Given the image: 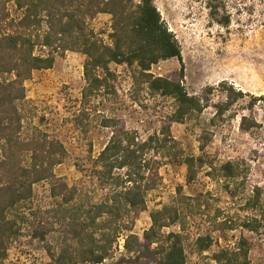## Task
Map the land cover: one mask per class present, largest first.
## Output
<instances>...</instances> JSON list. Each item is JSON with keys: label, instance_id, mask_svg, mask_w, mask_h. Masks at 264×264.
Here are the masks:
<instances>
[{"label": "rangeland", "instance_id": "1", "mask_svg": "<svg viewBox=\"0 0 264 264\" xmlns=\"http://www.w3.org/2000/svg\"><path fill=\"white\" fill-rule=\"evenodd\" d=\"M153 1L180 47L181 61H160L147 73L179 80L189 96L200 100L201 112L171 122L173 98L150 92L135 65L110 64L109 87L82 100L86 57L56 52L52 68L34 71L24 82L21 135L28 137L38 129L64 146L66 157L53 169L54 185L61 181L74 195L62 203V196H51L52 180L34 184L31 201L22 210L21 234L8 246L2 264H47L61 249L77 264H94L81 263V239L74 234L78 226L73 215L79 207L92 210L112 193L110 182L95 171L101 169L97 157L117 130L134 135L138 143L152 136L167 141L164 148L144 156L151 166L145 172L146 182L152 187L146 191L145 209L104 214L96 231L88 232L97 246L106 248L99 264H156V245L142 237L151 225L150 213L163 207L185 216L184 229L175 224L161 230L164 235L182 233L185 264H216L213 256L223 249L234 250L240 239L248 242L249 264H264V100L259 98L264 95V0ZM7 8L12 19L21 16L13 4ZM225 18L227 26L222 24ZM87 23L103 44H111L110 15H96ZM48 51L37 46L34 53L46 56ZM96 73L105 76L101 70ZM231 91L241 95L223 116L213 118ZM104 121L110 127L103 126ZM191 156H200L205 163L189 182L184 159ZM229 161L239 166L237 180L219 174V167ZM114 173L122 176L124 170ZM255 188L259 203L245 205L256 199ZM252 219L260 221L258 232L242 227ZM130 234L141 243L131 253L124 247ZM205 235L211 244L198 251L195 240Z\"/></svg>", "mask_w": 264, "mask_h": 264}, {"label": "trees", "instance_id": "2", "mask_svg": "<svg viewBox=\"0 0 264 264\" xmlns=\"http://www.w3.org/2000/svg\"><path fill=\"white\" fill-rule=\"evenodd\" d=\"M8 4H13L20 11L18 19L11 18ZM99 14L111 16L110 45L103 44L88 27L87 19ZM228 22L225 18L222 24L227 26ZM37 46L48 49V54L36 55L34 50ZM66 51L86 57L83 64L86 87L82 100L87 101L102 87H109V77L113 76L110 64L129 68L135 65L150 92L173 98L175 110L170 116L171 122L190 119L202 110L200 100L189 96L179 80L173 77L153 78L147 73L160 61L172 58L181 61L180 47L161 20L153 0H0V264L10 243L21 234L22 210L31 201L34 184L52 180L51 196H62V203L70 202L74 195L73 190H67L65 183L59 181L54 185L53 169L66 157L64 146L56 139H48L38 129L28 137H22L24 117L19 107L26 98L24 82L34 71L52 68L54 54ZM98 70L105 76L99 77ZM232 92L227 93L224 103L217 105L213 118L223 116L241 95L239 91ZM259 98L264 100V95ZM109 125V121L103 122V126ZM135 140L134 135L122 130L112 132L96 159L101 169L95 173L98 178L110 182L112 193L92 210L79 207L73 215L74 224L78 226L76 230H79H74V234L81 239V263L99 264L105 259L106 248L97 246L93 234L88 233L96 231L98 219L104 214L118 216L122 208L129 211L145 209L146 191L152 187L146 182L145 172L151 166L144 156L150 150L164 148L167 139L160 142L162 140L152 136L142 143ZM184 163L190 182L196 176V169L203 167L205 161L200 156H191L185 158ZM122 169V176L114 173ZM218 171L225 179L241 177L239 166L231 161L221 165ZM243 184L240 183L241 186ZM254 191L256 199L247 200L245 205L259 203V189ZM195 200L199 202L200 199ZM150 220L151 225L142 238L150 245H156V264H185L182 233H161L163 228L175 224L184 229V214L163 207L152 211ZM259 226L257 219L242 223V227L251 232H258ZM140 244L138 237L130 234L124 247L131 253L134 252L133 246L140 247ZM210 244L209 235L198 237L194 243L198 251L207 250ZM248 251V242L240 239L234 250L223 249L213 259L216 264H249ZM47 264L77 263L66 249H61L57 255H51Z\"/></svg>", "mask_w": 264, "mask_h": 264}]
</instances>
